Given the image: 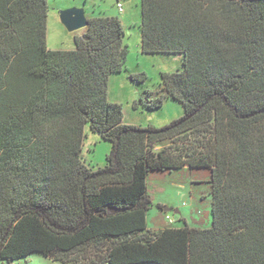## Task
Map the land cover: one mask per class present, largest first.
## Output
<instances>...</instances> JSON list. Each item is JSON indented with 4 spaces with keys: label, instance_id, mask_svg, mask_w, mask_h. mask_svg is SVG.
Wrapping results in <instances>:
<instances>
[{
    "label": "trees",
    "instance_id": "trees-1",
    "mask_svg": "<svg viewBox=\"0 0 264 264\" xmlns=\"http://www.w3.org/2000/svg\"><path fill=\"white\" fill-rule=\"evenodd\" d=\"M48 1L0 0V264H264V0H140L142 53L183 57L145 102L184 107L162 129L124 124L109 100L121 19L88 18L74 50H51ZM87 127L112 144L96 170ZM197 169L212 226L150 230V172Z\"/></svg>",
    "mask_w": 264,
    "mask_h": 264
},
{
    "label": "rangeland",
    "instance_id": "rangeland-1",
    "mask_svg": "<svg viewBox=\"0 0 264 264\" xmlns=\"http://www.w3.org/2000/svg\"><path fill=\"white\" fill-rule=\"evenodd\" d=\"M123 12L116 0H49L47 45L51 50H74L75 38L83 35L86 29L71 33L62 24V11L83 9L87 18L119 17L126 33L125 45L129 55L122 73L110 77L109 100L121 104L124 124L141 128L162 129L185 115L184 107L167 99L163 108L151 111L145 106L147 99L154 100L162 82V73L183 70L181 55H148L142 53V11L140 0L120 1ZM132 75H146L144 82L132 81ZM83 146V159L96 169L107 165L112 144L86 128ZM210 171L174 170L171 172L152 171L148 178L149 193L155 206L147 215L148 228L154 232L166 228H183L186 225L198 228L212 226V198ZM196 182H202L197 184ZM171 209L163 213L158 206ZM178 212V213H176ZM170 216L172 222L166 219ZM186 224V225H185ZM15 264H61L40 254H33Z\"/></svg>",
    "mask_w": 264,
    "mask_h": 264
},
{
    "label": "water",
    "instance_id": "water-1",
    "mask_svg": "<svg viewBox=\"0 0 264 264\" xmlns=\"http://www.w3.org/2000/svg\"><path fill=\"white\" fill-rule=\"evenodd\" d=\"M60 19L65 28L71 33L80 31L82 29H87L89 27V21L83 9L73 8L62 11L60 14ZM120 212L122 211L117 209H110L109 215H115ZM164 212H171V209L164 208Z\"/></svg>",
    "mask_w": 264,
    "mask_h": 264
},
{
    "label": "built area",
    "instance_id": "built-area-1",
    "mask_svg": "<svg viewBox=\"0 0 264 264\" xmlns=\"http://www.w3.org/2000/svg\"><path fill=\"white\" fill-rule=\"evenodd\" d=\"M118 8H119V10H120L121 12L124 11V10H123V6H122L121 4L118 5ZM166 219H167L168 221L172 222V219H171V217H170L169 215L166 217Z\"/></svg>",
    "mask_w": 264,
    "mask_h": 264
},
{
    "label": "crops",
    "instance_id": "crops-1",
    "mask_svg": "<svg viewBox=\"0 0 264 264\" xmlns=\"http://www.w3.org/2000/svg\"><path fill=\"white\" fill-rule=\"evenodd\" d=\"M82 36V35H81Z\"/></svg>",
    "mask_w": 264,
    "mask_h": 264
}]
</instances>
